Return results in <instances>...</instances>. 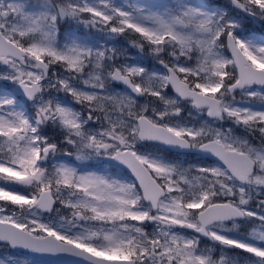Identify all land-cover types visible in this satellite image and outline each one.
<instances>
[{
  "label": "snow or ice",
  "instance_id": "1",
  "mask_svg": "<svg viewBox=\"0 0 264 264\" xmlns=\"http://www.w3.org/2000/svg\"><path fill=\"white\" fill-rule=\"evenodd\" d=\"M69 20L136 34L158 68L123 64L94 36L61 42ZM0 65L17 86L0 89V242L72 264H264V0H0ZM189 106L199 125L182 121ZM93 157L132 178L76 163ZM245 219L259 227L245 234Z\"/></svg>",
  "mask_w": 264,
  "mask_h": 264
},
{
  "label": "rangeland",
  "instance_id": "2",
  "mask_svg": "<svg viewBox=\"0 0 264 264\" xmlns=\"http://www.w3.org/2000/svg\"><path fill=\"white\" fill-rule=\"evenodd\" d=\"M221 4H223V2H220ZM228 3V0H226L225 2H224V4H227ZM245 23H252V25H254V26H258V30L259 31H255L254 33H252V34H254V35H256V36H260V34H261V22L258 20V19H249V20H247V21H245ZM244 23V26L246 25ZM257 30V29H256ZM129 34H130V36H135V34L134 33H131V32H128ZM125 42H126V44H118V45H116L115 46V49H116V51H117V57H118V60H119V62H121V63H123V64H132V65H140L139 63H136L134 60H133V58H136V55H134L132 52L130 53V54H128L127 52H128V50L130 49V48H133L134 46H133V41L132 40H125ZM125 54H127L128 56H127V60H125V58H124V55ZM4 71H0V73H3ZM10 84L9 85H7V86H4V87H6L7 88V90H10L11 89V87H12V83L11 82H9ZM81 87H83V85H81ZM110 87L111 88H114V89H117V90H120V91H124V89L122 88V87H118V86H115L114 84H112V85H110ZM0 88H2V86H0ZM257 90H259V89H257ZM167 91V90H166ZM63 93V92H62ZM170 94H172V92H170ZM245 98H247L248 99V97H245ZM150 99H153V100H155V98H150ZM236 99L237 100H239L240 99V97L237 95V97H236ZM141 102H143V101H141ZM161 107H163V105L161 104ZM255 107H257V108H259V106H255ZM194 110V109H193ZM189 111H191V113H193L192 112V110L190 109V106H189V108H186L182 113H181V119H182V121H184L185 120V118L188 116V114H189ZM194 112H195V114L198 116V119H200V116L196 113V111L194 110ZM201 122H203V121H201ZM225 127H228V125H225ZM238 135V134H237ZM167 154H169V153H167ZM177 155V154H176ZM184 157V156H183ZM186 159H187V161H188V163H190V164H197V163H201L202 161H199V162H197L196 161V157L195 156H190V157H185ZM82 162H91V163H99V164H104V161H103V157H93V158H91L90 160H87V161H82ZM67 211H69L68 209H67ZM70 212V211H69ZM43 216L45 217V218H48V217H50V215H47V216H45L44 214H43ZM53 218H56L57 217V215L56 216H52ZM149 230H151V227H149ZM182 231H185V232H190V230H182ZM201 246H208L209 247V245H206V243H204V241H203V239H202V242H201ZM219 253V252H218ZM226 255H229L228 254V252L226 253ZM230 256V255H229ZM19 257V256H18ZM20 259H22L21 257H19ZM19 258H16L17 259V261H19V263L21 262L20 261V259ZM0 260H5L3 257H0ZM6 261V260H5ZM35 264H40V263H35Z\"/></svg>",
  "mask_w": 264,
  "mask_h": 264
}]
</instances>
